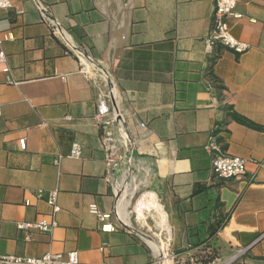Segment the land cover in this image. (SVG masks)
<instances>
[{
	"label": "crops",
	"instance_id": "0c3cea01",
	"mask_svg": "<svg viewBox=\"0 0 264 264\" xmlns=\"http://www.w3.org/2000/svg\"><path fill=\"white\" fill-rule=\"evenodd\" d=\"M10 1L0 11L10 68L0 65V255L78 251L87 264H153L164 247L190 264L186 230L196 228L219 258L244 252L236 264H264V132L232 116L264 127V0H237L240 18L228 21L251 46L241 56L204 43L215 0ZM74 49L93 61L88 78ZM106 81L122 127L102 128L96 116ZM107 133L130 143L114 165ZM211 136L247 161L245 177L215 175L204 149ZM74 142L79 159L68 157ZM129 158L138 180L150 172L140 189L149 194L132 201L116 187ZM52 190L57 227L27 242L17 224L51 220ZM92 205L108 218L91 214Z\"/></svg>",
	"mask_w": 264,
	"mask_h": 264
},
{
	"label": "built area",
	"instance_id": "2783aa9c",
	"mask_svg": "<svg viewBox=\"0 0 264 264\" xmlns=\"http://www.w3.org/2000/svg\"><path fill=\"white\" fill-rule=\"evenodd\" d=\"M215 14L213 28L210 34L204 39V43L207 48L211 49L216 45H221L237 55L246 54L251 50V46L248 43L241 42L236 39L231 31L229 25L230 18H240L239 15L235 13L237 0H215ZM12 8V3L10 0H0V11H8ZM49 14V13H48ZM48 23L52 26L53 31L56 32L57 36L60 35V28L57 23L52 19H47ZM2 41L0 40V45ZM77 58L82 63V73L88 78L92 73L93 61L84 52L74 49L73 50ZM0 65H5V72L10 73V68L7 64V55L1 49L0 50ZM9 83L16 84L14 80L9 79ZM107 89L99 90L96 100L97 108V118L100 121L102 128L108 127L110 124L115 123L118 127H122L121 116L111 105V99L113 98V89L110 88V82L106 81ZM2 116V107L0 105V117ZM22 150L26 149V140L21 139L19 141ZM103 145L106 156V161L109 165H114L117 154L122 148L129 150L130 143L127 139L123 142L115 140V138L107 133L103 137ZM205 151L212 156L213 172L216 176L221 179H236L243 178L247 174V161L244 158L230 156L226 154L220 143L217 141L215 136L209 138L208 143L204 147ZM82 156V146L79 143L74 142L71 146V151L69 158L79 159ZM61 157L56 159L54 163L59 164ZM128 169H126L117 184L118 198L121 197L125 189L128 190V197L132 200H136L146 194L142 193L141 187L147 182L149 177V171H144V179L142 181L137 179L135 174L140 172V168L137 166L133 169L132 159L127 160ZM44 192L39 190L36 193L38 198L44 197ZM58 190L49 191L47 194V203L52 208V219L51 220H41L35 222H24L18 223L17 228L23 231L25 234V240L27 242L32 240V235L35 232L38 233H52L55 227H57L54 221L53 215L60 211V207L57 204ZM28 201L25 205H29ZM90 213L96 215L101 221H104L108 216H103L98 210L96 205L90 206ZM149 245V244H148ZM152 249V247L149 245ZM152 251H154L152 249ZM244 252L238 253L230 258H217L212 262L205 264H236L238 259L243 255ZM178 256L174 254L169 248H162L161 253H156L153 264H181L177 262ZM0 264H87L83 263L79 258L78 251H70L65 254H52L48 253L41 257H25L16 255H0ZM106 264V263H103ZM190 264H201V263H190Z\"/></svg>",
	"mask_w": 264,
	"mask_h": 264
},
{
	"label": "trees",
	"instance_id": "16d2710c",
	"mask_svg": "<svg viewBox=\"0 0 264 264\" xmlns=\"http://www.w3.org/2000/svg\"><path fill=\"white\" fill-rule=\"evenodd\" d=\"M232 116L238 123L248 128L264 132V127L257 126L237 114H232ZM211 233L212 232H209L208 235L210 236ZM186 234L188 237L190 249L196 251L194 254V258L197 260V263L205 264L219 258V251L217 249L209 245H204L207 238H205L206 236L204 237L203 233L200 230H197L196 228H188L186 230Z\"/></svg>",
	"mask_w": 264,
	"mask_h": 264
},
{
	"label": "bare ground",
	"instance_id": "6f19581e",
	"mask_svg": "<svg viewBox=\"0 0 264 264\" xmlns=\"http://www.w3.org/2000/svg\"><path fill=\"white\" fill-rule=\"evenodd\" d=\"M162 251H160V253H161Z\"/></svg>",
	"mask_w": 264,
	"mask_h": 264
}]
</instances>
